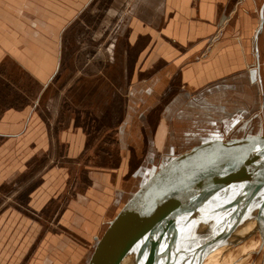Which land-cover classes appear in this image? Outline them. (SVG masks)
I'll return each instance as SVG.
<instances>
[{
    "label": "rangeland",
    "instance_id": "1",
    "mask_svg": "<svg viewBox=\"0 0 264 264\" xmlns=\"http://www.w3.org/2000/svg\"><path fill=\"white\" fill-rule=\"evenodd\" d=\"M249 1L207 0L202 16L200 0H85L45 84L0 54V114L47 121V135L0 137V264H83L176 138L264 126V0ZM208 244L191 264H264L263 224L223 252Z\"/></svg>",
    "mask_w": 264,
    "mask_h": 264
},
{
    "label": "water",
    "instance_id": "2",
    "mask_svg": "<svg viewBox=\"0 0 264 264\" xmlns=\"http://www.w3.org/2000/svg\"><path fill=\"white\" fill-rule=\"evenodd\" d=\"M221 165L223 170L207 173L203 187H194L201 173ZM251 177L256 181L235 212L264 184V126L184 133L131 183L83 264H121L129 255L133 264H156L158 246L177 222L200 214L229 186ZM192 193L195 199L188 201Z\"/></svg>",
    "mask_w": 264,
    "mask_h": 264
},
{
    "label": "crops",
    "instance_id": "3",
    "mask_svg": "<svg viewBox=\"0 0 264 264\" xmlns=\"http://www.w3.org/2000/svg\"><path fill=\"white\" fill-rule=\"evenodd\" d=\"M84 1L0 0L1 57L25 71L33 80L41 84L48 83L59 67L61 32L83 9ZM206 1L200 0L197 14H207ZM249 2L254 7L257 0ZM22 114L20 116L14 110H3L0 114L1 138L18 142L28 139L37 128L42 135H47L45 119L43 127L35 123L22 130L21 120H24L26 112Z\"/></svg>",
    "mask_w": 264,
    "mask_h": 264
},
{
    "label": "bare ground",
    "instance_id": "4",
    "mask_svg": "<svg viewBox=\"0 0 264 264\" xmlns=\"http://www.w3.org/2000/svg\"><path fill=\"white\" fill-rule=\"evenodd\" d=\"M254 181L256 180L251 177L229 186L200 214L188 220L177 222L175 230L159 244L155 259L156 264H191L190 256L194 252L200 253L205 245H209L208 243L218 242L215 252L219 253L224 251L221 250L222 248L225 247L226 250L227 246L235 243L249 230L251 232L260 230L261 224L264 225V184L257 188L247 202L235 212L237 205L244 200L248 186L252 185ZM204 185L203 179L196 180L194 187L200 188ZM225 193L226 196H224ZM195 196L192 193L188 201H193ZM232 202L234 203L227 207ZM262 203L263 208L259 212ZM258 218L259 224L256 223ZM213 256L212 258H215ZM230 256L233 258V255ZM212 258L210 257V259ZM159 260L161 262H158ZM213 260L211 263L204 264H219L215 259ZM121 264H133V257L130 255L125 257ZM144 264L149 263L145 262Z\"/></svg>",
    "mask_w": 264,
    "mask_h": 264
}]
</instances>
